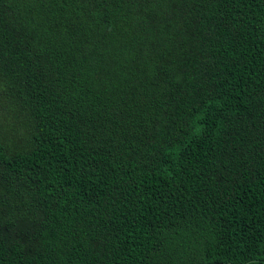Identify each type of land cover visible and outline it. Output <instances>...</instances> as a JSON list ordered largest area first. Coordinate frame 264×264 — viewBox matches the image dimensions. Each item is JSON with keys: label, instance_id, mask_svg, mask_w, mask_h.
Listing matches in <instances>:
<instances>
[{"label": "trees", "instance_id": "1", "mask_svg": "<svg viewBox=\"0 0 264 264\" xmlns=\"http://www.w3.org/2000/svg\"><path fill=\"white\" fill-rule=\"evenodd\" d=\"M264 264V0H0V264Z\"/></svg>", "mask_w": 264, "mask_h": 264}, {"label": "rangeland", "instance_id": "2", "mask_svg": "<svg viewBox=\"0 0 264 264\" xmlns=\"http://www.w3.org/2000/svg\"><path fill=\"white\" fill-rule=\"evenodd\" d=\"M219 264H230V263H219ZM245 264H249V263H245ZM252 264H254V263H252Z\"/></svg>", "mask_w": 264, "mask_h": 264}]
</instances>
